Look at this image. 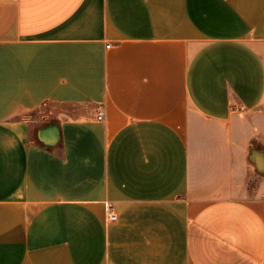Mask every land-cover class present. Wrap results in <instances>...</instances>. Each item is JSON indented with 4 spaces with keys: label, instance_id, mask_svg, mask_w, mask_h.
I'll return each mask as SVG.
<instances>
[{
    "label": "crops",
    "instance_id": "crops-1",
    "mask_svg": "<svg viewBox=\"0 0 264 264\" xmlns=\"http://www.w3.org/2000/svg\"><path fill=\"white\" fill-rule=\"evenodd\" d=\"M0 264H264V0H0Z\"/></svg>",
    "mask_w": 264,
    "mask_h": 264
},
{
    "label": "built area",
    "instance_id": "built-area-1",
    "mask_svg": "<svg viewBox=\"0 0 264 264\" xmlns=\"http://www.w3.org/2000/svg\"><path fill=\"white\" fill-rule=\"evenodd\" d=\"M99 119H103V114L99 115ZM108 217L110 220H116L117 218L110 205H108Z\"/></svg>",
    "mask_w": 264,
    "mask_h": 264
}]
</instances>
